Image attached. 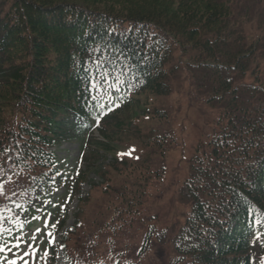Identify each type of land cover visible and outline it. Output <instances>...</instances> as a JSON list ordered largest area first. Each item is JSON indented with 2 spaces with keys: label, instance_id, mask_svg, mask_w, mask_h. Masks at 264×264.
Wrapping results in <instances>:
<instances>
[{
  "label": "trees",
  "instance_id": "16d2710c",
  "mask_svg": "<svg viewBox=\"0 0 264 264\" xmlns=\"http://www.w3.org/2000/svg\"><path fill=\"white\" fill-rule=\"evenodd\" d=\"M176 54L204 74L212 100L225 106L213 135L191 159L185 183L189 213L175 224L172 264H256L248 227L255 214L247 210L264 214V0H0V164L7 159L5 148L28 146L32 151L17 160L16 171L30 183L38 177L41 197L61 184L69 195L68 179L55 176L52 149L82 141L95 123L110 140L105 121L119 112L130 118L141 108L140 97H169L180 72ZM117 77L123 83L109 88ZM149 115L167 118L158 109ZM124 125L119 120L115 129ZM142 140L144 149L163 153L165 138ZM127 156L116 158V165L133 167L117 197L124 209L118 220L126 211H141L150 180L164 176L138 165L140 156ZM33 214L34 209L21 218ZM85 228L93 229L78 221L64 238L70 264H95L98 257L94 234L91 242L71 246ZM144 237L143 252L154 235Z\"/></svg>",
  "mask_w": 264,
  "mask_h": 264
},
{
  "label": "rangeland",
  "instance_id": "374dc122",
  "mask_svg": "<svg viewBox=\"0 0 264 264\" xmlns=\"http://www.w3.org/2000/svg\"><path fill=\"white\" fill-rule=\"evenodd\" d=\"M174 60L179 63L180 72L172 78L173 92L169 97H140L141 108L130 115L133 122L128 113L123 112L105 121L102 126L113 136L110 140H106L101 132L94 130L91 136L89 134L86 137V142L74 139L55 149L59 160L57 169L61 175L65 174L70 179L73 176L71 184H74L76 177L82 180L80 186L73 188L74 197L59 198L61 191L56 198L51 199L53 203L63 204L66 208L55 217L60 221L55 233L58 243L54 249L49 250L48 264H69L64 238L68 237L69 233H74L78 221L91 225L93 229H83L81 233L84 232V235L77 242L74 240L71 246L91 242V234L97 236L98 247H94V253H97L98 257L95 264H114L117 260H132L135 264L173 263L175 254L170 240L179 226L175 224L186 218L189 213L185 183L190 175L191 159L199 143L207 142L213 135L225 106L222 102L212 100L213 93L204 74L198 73L197 69L191 67L194 65L189 64L181 55L179 57L176 54ZM202 69L206 74L209 73L208 68L202 66ZM150 109L160 110L163 116L167 117L166 120L153 119L149 115ZM119 120L125 121V125L121 129H115ZM148 136L165 138L163 153L153 146L144 149L142 138L147 139ZM102 144H106L105 149L98 148ZM134 146L139 148V152L132 150L136 148ZM128 153L131 158L136 156L137 159L140 156L138 165H151L149 168L162 171L164 176L150 180L141 211H126L118 220L119 211L124 209H119L122 200L117 197L124 194L123 188L130 180L125 175L133 167L128 169L116 165V158L121 155L122 158L128 159ZM25 180V188L30 190L23 197L14 199L18 202L32 199L36 203V196L31 195L30 182L26 178ZM105 190L110 191V194L105 192L110 198L101 194V191ZM144 190L142 187V191ZM40 223L41 221H33L31 226H39ZM110 227L114 229H108ZM25 230L28 231L29 226H26ZM148 232L153 233L154 237L150 247L145 248L143 252L141 247ZM108 240L112 241L113 250L108 245ZM43 247L41 245V248ZM120 253L122 255H118ZM253 253L256 264H259V258L264 256V248L260 242H256ZM57 255L59 259L56 258ZM110 256L114 259H109ZM81 264L90 263L84 261Z\"/></svg>",
  "mask_w": 264,
  "mask_h": 264
},
{
  "label": "snow or ice",
  "instance_id": "6c2138e0",
  "mask_svg": "<svg viewBox=\"0 0 264 264\" xmlns=\"http://www.w3.org/2000/svg\"><path fill=\"white\" fill-rule=\"evenodd\" d=\"M97 63L99 64V61ZM105 75L107 74L105 73ZM120 83L123 81L117 77L116 82L109 84L108 87L116 88ZM92 86L99 88L100 85L97 82ZM98 106L103 108V105ZM108 110L111 111L112 109L109 108ZM25 151L31 152L32 150L28 146L21 149L18 142L15 146L10 145L3 150V155L7 159L4 164H0V264H48L49 250L54 249L58 243L55 233L60 221L55 219L53 212L47 211V208L63 210L64 205H57L52 200L39 195L36 197V201L39 203H34L32 199L24 202H18L17 199H14V197H23L30 190L25 188L26 180L21 172L16 171L17 160L22 158ZM34 154L32 152V155ZM60 175L59 171L55 173V176ZM55 176L51 177L53 185L55 184ZM32 179L34 180L35 177ZM58 190L53 188L51 191L44 192V189L41 188L45 197L51 196L53 191ZM25 204L29 207L26 208ZM10 205H14V207ZM33 209L37 214L31 215L30 220L27 215L23 219L21 218V213L27 214ZM247 211L250 216L255 214L252 221L248 223L249 230L254 233L252 244L255 246L256 242H260L261 247L264 248V232L260 231L261 228H264V214H259L252 207H249ZM33 221H41V223L39 226L32 227ZM26 226H29L28 231L25 230ZM41 245L44 247L41 248ZM60 247L63 248V245ZM118 255H122V253ZM56 258L59 259V255ZM109 259L114 258L110 256ZM115 264H119V261H116ZM125 264L128 262L126 261ZM259 264H264V256L259 258Z\"/></svg>",
  "mask_w": 264,
  "mask_h": 264
}]
</instances>
